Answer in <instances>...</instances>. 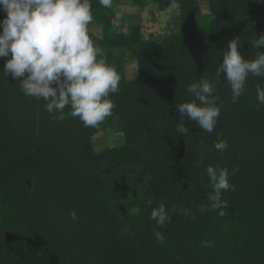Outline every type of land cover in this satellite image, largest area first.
Returning a JSON list of instances; mask_svg holds the SVG:
<instances>
[{
  "label": "trees",
  "instance_id": "obj_1",
  "mask_svg": "<svg viewBox=\"0 0 264 264\" xmlns=\"http://www.w3.org/2000/svg\"><path fill=\"white\" fill-rule=\"evenodd\" d=\"M199 1L113 0L105 8L91 0L88 27L99 33L89 37L121 77L109 95L113 114L96 127L54 119L43 99L20 91L22 78L5 77L0 58V264H264V104L256 92L264 77L249 74L233 103L216 74L235 37L246 60L264 51L252 43L264 35V0H205L207 14ZM121 3L176 7L177 30L156 38L140 24L118 23ZM127 63L135 64L131 79ZM201 78L213 83L220 116L212 133L185 116L181 134L176 106L192 99L187 86ZM101 129L120 132L123 144L96 151ZM219 139L228 142L222 153ZM208 165L227 168L234 185L222 192L223 216L200 211L210 204ZM161 202L172 217L163 227L150 219Z\"/></svg>",
  "mask_w": 264,
  "mask_h": 264
},
{
  "label": "clouds",
  "instance_id": "obj_2",
  "mask_svg": "<svg viewBox=\"0 0 264 264\" xmlns=\"http://www.w3.org/2000/svg\"><path fill=\"white\" fill-rule=\"evenodd\" d=\"M105 8L112 7L113 0H98ZM0 9L6 15L0 20V58H7L3 72L5 77L19 80L20 91L30 97L43 99L45 110L56 120L79 118L84 127H96L113 114L116 107L109 98L119 91L120 75L107 62L101 47L89 37V24L93 23L91 0H0ZM120 34L130 35L127 27H119ZM255 49L264 48V35L252 42ZM237 37L227 42L222 50V62L216 70L228 82L232 102L236 103L245 91L249 74L264 77V51L246 60L238 50ZM54 85V86H53ZM190 100L180 103L176 109L181 117L176 131L186 134L188 128L183 117L212 133L220 116L219 96L210 79L201 78L187 86ZM257 100L264 104V87H256ZM69 108L70 111L65 112ZM218 152L228 148V142L219 139L214 143ZM203 156L197 162L202 163ZM238 169H233V173ZM212 191L208 194L209 206L200 211L220 210L229 205L222 199V192L234 190L229 183L227 168L206 167ZM151 204V201H148ZM133 209V212H136ZM190 210H183L187 214ZM70 216L76 219V213ZM163 202L153 208L150 219L163 227L171 221ZM158 243H165L164 235L156 231ZM205 246L211 247L209 241Z\"/></svg>",
  "mask_w": 264,
  "mask_h": 264
},
{
  "label": "rangeland",
  "instance_id": "obj_3",
  "mask_svg": "<svg viewBox=\"0 0 264 264\" xmlns=\"http://www.w3.org/2000/svg\"><path fill=\"white\" fill-rule=\"evenodd\" d=\"M127 1L129 0H122ZM199 5L203 14L208 13L205 0H200ZM177 15V8L172 7L170 12H160L152 3H147L144 8L134 7L127 3H121L116 9V18L118 23L140 24L145 36L152 35L156 38H162L165 34L177 30V24L173 17ZM94 33H99L95 27H88ZM125 75L131 79L136 75L135 64L127 63L125 65ZM116 121L114 120L113 123ZM123 135L115 130L109 129L98 130L93 137L92 142L94 149L100 151L104 148L119 146L123 144Z\"/></svg>",
  "mask_w": 264,
  "mask_h": 264
}]
</instances>
